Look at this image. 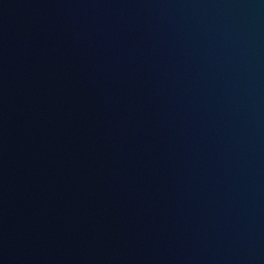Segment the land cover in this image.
I'll list each match as a JSON object with an SVG mask.
<instances>
[{
    "label": "water",
    "instance_id": "obj_1",
    "mask_svg": "<svg viewBox=\"0 0 264 264\" xmlns=\"http://www.w3.org/2000/svg\"><path fill=\"white\" fill-rule=\"evenodd\" d=\"M0 264H264V0H0Z\"/></svg>",
    "mask_w": 264,
    "mask_h": 264
}]
</instances>
